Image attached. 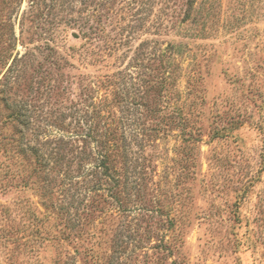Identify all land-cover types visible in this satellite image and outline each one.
<instances>
[{
  "label": "rangeland",
  "instance_id": "obj_1",
  "mask_svg": "<svg viewBox=\"0 0 264 264\" xmlns=\"http://www.w3.org/2000/svg\"><path fill=\"white\" fill-rule=\"evenodd\" d=\"M0 264H264V0H0Z\"/></svg>",
  "mask_w": 264,
  "mask_h": 264
},
{
  "label": "trees",
  "instance_id": "obj_2",
  "mask_svg": "<svg viewBox=\"0 0 264 264\" xmlns=\"http://www.w3.org/2000/svg\"><path fill=\"white\" fill-rule=\"evenodd\" d=\"M162 82L163 81H158L159 85L156 88H153L152 86L148 88V92L149 91L152 92V100H153V98H155V97L159 96V94H161V91L160 90L162 89ZM153 102H151L149 105H151ZM154 103H157V101L154 102ZM149 112H150L149 114H152L154 111L149 110ZM155 116H156L155 119H158L157 114ZM149 119H152V118H149ZM159 122L165 123L164 126H167L168 123H169L167 121H159ZM137 124H139V123H137ZM121 125L122 126L120 128L118 126H114L115 128H113L111 125H109V128L113 130L114 134H111L110 132H108L106 130L105 134L102 135L100 139H97L96 140V142L100 146V150L96 152V155L99 158V160H98L99 162H98L97 165H108V162L110 163V160L117 154V148L118 147H121L122 149L123 148L125 149V147H123V145L121 146V145H118L116 143L120 139H125V136H123L121 134V132L123 133L122 128L123 129L124 128L126 129V127L127 128L129 127V125H123V123H121ZM139 128L140 129H138V127H137V131L136 130H133V129H129V131H127V135L129 134V137H130V135L131 136L137 135L136 132L140 133V135L142 133H144L143 132V129L141 127H139ZM148 129L149 130H155V132H158L159 131L158 130L159 128H154V129L148 128ZM117 132H119L121 136H118L117 135ZM144 134H146V133H144Z\"/></svg>",
  "mask_w": 264,
  "mask_h": 264
}]
</instances>
